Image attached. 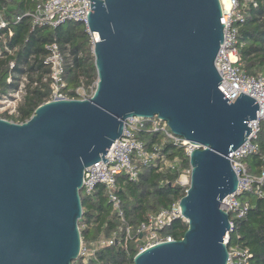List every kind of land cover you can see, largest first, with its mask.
<instances>
[{
  "label": "water",
  "instance_id": "95a60500",
  "mask_svg": "<svg viewBox=\"0 0 264 264\" xmlns=\"http://www.w3.org/2000/svg\"><path fill=\"white\" fill-rule=\"evenodd\" d=\"M222 13L220 0H91L94 93L48 100L24 122L0 117V264H72L85 168L108 160L128 117L156 114L204 147L189 156L183 237L140 250L134 264H227L221 202L238 188L229 152L249 136L259 103L219 88Z\"/></svg>",
  "mask_w": 264,
  "mask_h": 264
},
{
  "label": "trees",
  "instance_id": "16d2710c",
  "mask_svg": "<svg viewBox=\"0 0 264 264\" xmlns=\"http://www.w3.org/2000/svg\"><path fill=\"white\" fill-rule=\"evenodd\" d=\"M34 6L31 0H0V8L6 10L8 19L32 11ZM241 11L244 20L236 23L239 61L249 74L264 77V0H253ZM50 42H58L66 55L65 77L70 96H76L75 89L81 85L96 88L98 72L92 38L82 22L34 27L30 16L16 22L11 20V24L0 28V98L18 89V75L26 73L30 82L17 106V113H0L1 118L24 122L39 105L50 100L51 88L42 81L43 75L49 72L43 59ZM12 62L15 63L13 67ZM10 75H13L12 82L7 80ZM34 80L38 85H33ZM138 136L149 150L158 144L162 157L176 161V168L166 167L161 157L156 163L144 165L137 179H130L126 174L117 176V194L126 224L121 223L104 184H98L91 195L81 193L82 244L89 252L94 251L80 254L72 264H134V257L144 246L143 236L137 231L139 225L149 214L170 208L186 194L189 184L180 180L181 175L191 169L185 148L174 145L159 132H141ZM256 141L259 152L246 159L253 173H259L264 167V122ZM241 197L250 201V208L245 216L233 218L235 228L230 244L248 247L253 254L251 264H264V197L251 192ZM126 225L131 228V238L127 240ZM187 227L188 223L178 218L161 233L164 237L180 239ZM110 239H113L111 244ZM102 241L105 243L100 245Z\"/></svg>",
  "mask_w": 264,
  "mask_h": 264
},
{
  "label": "built area",
  "instance_id": "2783aa9c",
  "mask_svg": "<svg viewBox=\"0 0 264 264\" xmlns=\"http://www.w3.org/2000/svg\"><path fill=\"white\" fill-rule=\"evenodd\" d=\"M35 3L32 11L23 15L6 17V10L0 8V28L11 24V20L19 21L24 16L32 18L33 26L57 27L69 21L82 22L92 38V48L98 40V35L89 31L88 14L91 11V0H31ZM222 4L221 20L224 24V40L221 44L216 66L222 76L219 88L234 102L241 92L254 97L259 103L257 118L249 122L252 131L245 140L235 150L229 152L232 167L238 176V188L235 192L227 195L221 202V208L229 213L231 227L225 236V242L229 250L227 264H251L252 252L248 247H242L237 243L230 244L231 232L235 225L233 218L243 217L248 213L250 201L242 198L241 195L246 192L254 193L259 197H264V167L259 173H253L249 170L246 159L259 152V144L256 141L261 130V124L264 122V77L262 75L249 74L239 61L236 48L238 27L237 22L244 20L241 9L253 0H220ZM10 34L12 32L10 31ZM46 54L43 63L49 68V72L43 75L42 81L49 84L51 88V98H79L90 97L95 88L93 86L85 87L81 85L75 89L74 97L70 96L68 91V82L66 80V55L58 42H50L46 45ZM0 51V55H1ZM15 65L12 62V67ZM8 82L13 81V75L8 77ZM18 89L0 98L2 100L9 96H20L18 101L22 100L27 84L30 82L27 74L18 75ZM33 85H38L34 80ZM19 104V103H18ZM18 106V105H17ZM4 110V111H3ZM0 113L14 115L17 113V107H0ZM141 132H159L164 138L174 145L183 146L188 156L194 148L204 147L193 143L185 137L175 133L168 122L159 115L153 117L131 116L125 121L123 134L116 139L105 154V161L101 158L99 161L85 168L82 189L85 194H93L98 184H104L107 189L109 201L113 203L117 210L120 221L126 224L124 213L120 207V198L117 194V176L126 174L130 179H137L144 165L156 163V159L162 157L158 144L154 145L152 150L146 148L145 143L139 138ZM164 165L172 169L176 168V161H171L162 157ZM178 163V162H177ZM183 175V174H182ZM182 182V181H181ZM181 218L187 222L183 216L180 202H175L170 208L160 209L156 213H151L143 221L137 231L143 236L144 246L142 249L155 245L163 241H172L173 237H164L161 231L170 225L175 219ZM126 240L131 238V228L125 227ZM113 243V239L108 241ZM105 241H102L104 244ZM141 249V250H142ZM94 251V249H92ZM93 251H90L93 253ZM82 244L81 254L90 253Z\"/></svg>",
  "mask_w": 264,
  "mask_h": 264
},
{
  "label": "rangeland",
  "instance_id": "374dc122",
  "mask_svg": "<svg viewBox=\"0 0 264 264\" xmlns=\"http://www.w3.org/2000/svg\"><path fill=\"white\" fill-rule=\"evenodd\" d=\"M19 97L16 95H13V96H9V97L3 99L2 103H4V104H2V106H0V107H3V106H5V107H17V105L19 103V101H18ZM9 120L15 121L14 119H9ZM15 122H18V121H15ZM247 162L248 161H246V163ZM180 180L182 181L183 184H189V182H190V171H187L186 173L181 175ZM81 193H84V191L81 190Z\"/></svg>",
  "mask_w": 264,
  "mask_h": 264
}]
</instances>
